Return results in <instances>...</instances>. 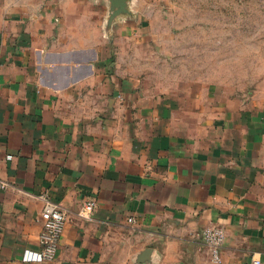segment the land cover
Here are the masks:
<instances>
[{
    "label": "crops",
    "instance_id": "obj_1",
    "mask_svg": "<svg viewBox=\"0 0 264 264\" xmlns=\"http://www.w3.org/2000/svg\"><path fill=\"white\" fill-rule=\"evenodd\" d=\"M122 2L0 0V264H213L209 225L219 264H264V93L143 91L122 49L155 0ZM46 200L66 214L55 258L25 260Z\"/></svg>",
    "mask_w": 264,
    "mask_h": 264
},
{
    "label": "rangeland",
    "instance_id": "obj_2",
    "mask_svg": "<svg viewBox=\"0 0 264 264\" xmlns=\"http://www.w3.org/2000/svg\"><path fill=\"white\" fill-rule=\"evenodd\" d=\"M151 10L149 40L122 49L140 89L264 93V0H155Z\"/></svg>",
    "mask_w": 264,
    "mask_h": 264
},
{
    "label": "built area",
    "instance_id": "obj_3",
    "mask_svg": "<svg viewBox=\"0 0 264 264\" xmlns=\"http://www.w3.org/2000/svg\"><path fill=\"white\" fill-rule=\"evenodd\" d=\"M4 186V183H0ZM96 207V202L93 198L87 197L83 200L77 215L82 219H88ZM43 231L41 233V241L43 244L42 250L39 253H24L23 259L32 261L53 260L58 248L59 237L66 222V214L54 202L46 200L41 212ZM133 221L132 218H129ZM201 237L203 243L209 251L210 261L213 264L221 262L220 250L224 243V230L215 225H209L202 230ZM255 260L254 263H258Z\"/></svg>",
    "mask_w": 264,
    "mask_h": 264
},
{
    "label": "water",
    "instance_id": "obj_4",
    "mask_svg": "<svg viewBox=\"0 0 264 264\" xmlns=\"http://www.w3.org/2000/svg\"><path fill=\"white\" fill-rule=\"evenodd\" d=\"M119 1H125V0H110V3H111V9L113 10V14H119V13H121L122 11L124 12V7L123 6H121V5H119V4H117V3H119ZM122 2V3H123ZM121 7L119 10H116L115 9V7ZM150 252V249H145V250H143L142 251V253L140 254V259L143 261L145 258H146V256L148 255V253Z\"/></svg>",
    "mask_w": 264,
    "mask_h": 264
}]
</instances>
